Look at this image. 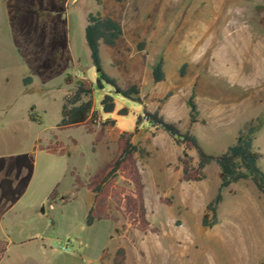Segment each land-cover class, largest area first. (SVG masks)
<instances>
[{"label": "rangeland", "instance_id": "obj_1", "mask_svg": "<svg viewBox=\"0 0 264 264\" xmlns=\"http://www.w3.org/2000/svg\"><path fill=\"white\" fill-rule=\"evenodd\" d=\"M89 14L122 25L115 47L101 45V63L120 87L138 86L140 100L105 86L96 90V108L112 94L117 109L103 119L115 123L59 130L64 97L75 87L65 79L96 83L98 76L84 38ZM160 57L165 80L155 83ZM146 111L189 130L213 156L259 120L253 144L264 171V0H0V264H112L120 248L124 264H264V195L251 180L231 184L216 224L204 227L219 167L212 162L203 180L183 181L179 158L186 151L197 166V152L149 123ZM125 132L143 150L137 166L157 233L121 217L85 223L93 202L85 184L115 157ZM47 146L64 154L40 148Z\"/></svg>", "mask_w": 264, "mask_h": 264}, {"label": "trees", "instance_id": "obj_2", "mask_svg": "<svg viewBox=\"0 0 264 264\" xmlns=\"http://www.w3.org/2000/svg\"><path fill=\"white\" fill-rule=\"evenodd\" d=\"M122 2L123 0H115ZM123 27L111 17H103L99 14H89L87 25L84 29V38L90 52L91 61L97 70L96 83L88 78H77L69 75L65 79V85H74V89L67 92L61 108V119L56 128L65 130L84 126L92 132L96 125H108L115 123L113 119H103V114H112L117 109L115 97L106 93L101 100V110H97L95 102L96 90L103 91L105 86H110L116 94L124 99L139 101L141 93L136 85L126 89L120 87L115 78L108 75L102 66L100 47H115L118 40L123 36ZM142 48V47H141ZM152 78L155 83L165 80L164 61L160 57L152 67ZM31 79L23 81L24 86ZM190 107V122L198 121L199 110L194 100V95L188 99ZM127 109L118 111L119 115H126ZM146 119L156 128L162 129L169 134L178 144L184 145L186 150H195L198 154V164L193 166L187 152L179 158L182 166L183 181H201L204 179V169L212 162H216L220 170L219 190L207 207L202 221L204 227H212L216 224L218 205L223 200V190L231 184L239 181L251 180L257 190L264 195V171L260 167V154L254 148V135L261 128L262 123L252 121L247 123L240 132L236 142L229 146L225 153L220 156L207 154L201 146L197 136L189 130L181 132L173 123L165 121L158 113L145 112ZM49 153L64 154L63 151L51 146L40 147ZM143 150L132 142L131 135L122 133L119 139V147L115 157L101 167L85 184L93 194V202L90 206L85 223L88 227L98 221H118L123 218L126 224L142 233H157V228L152 227L148 218L144 201V184L137 166L138 154ZM125 180V185H120V179ZM81 183L77 181L75 190ZM211 216L212 220L208 221ZM107 257L104 250L101 261ZM125 251L120 248L112 264H124Z\"/></svg>", "mask_w": 264, "mask_h": 264}, {"label": "bare ground", "instance_id": "obj_3", "mask_svg": "<svg viewBox=\"0 0 264 264\" xmlns=\"http://www.w3.org/2000/svg\"><path fill=\"white\" fill-rule=\"evenodd\" d=\"M223 236H225V235H223ZM224 238H225V240L227 239L226 241H230V239L228 238V236H227V238H226V237H224ZM226 245H227V244H226Z\"/></svg>", "mask_w": 264, "mask_h": 264}]
</instances>
